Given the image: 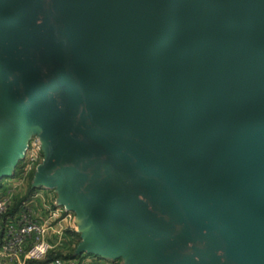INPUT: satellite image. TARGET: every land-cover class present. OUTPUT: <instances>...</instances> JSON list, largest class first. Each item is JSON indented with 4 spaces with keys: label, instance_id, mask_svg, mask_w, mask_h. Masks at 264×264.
I'll return each instance as SVG.
<instances>
[{
    "label": "water",
    "instance_id": "1",
    "mask_svg": "<svg viewBox=\"0 0 264 264\" xmlns=\"http://www.w3.org/2000/svg\"><path fill=\"white\" fill-rule=\"evenodd\" d=\"M1 2L33 45L0 51V179L40 134L79 252L264 264V0Z\"/></svg>",
    "mask_w": 264,
    "mask_h": 264
},
{
    "label": "built area",
    "instance_id": "2",
    "mask_svg": "<svg viewBox=\"0 0 264 264\" xmlns=\"http://www.w3.org/2000/svg\"><path fill=\"white\" fill-rule=\"evenodd\" d=\"M43 152V142L40 134H35L29 141L24 158L19 161L16 169L17 180L11 189L0 194V264L6 261L11 263H26L34 261L38 264H120L118 258H106L87 251L75 252L74 255L50 254L59 245L58 240L52 243L47 239L48 233L54 231L59 236L68 230V225L55 228L56 222L71 219V214L63 215L64 210L48 207V216L45 221L35 218L32 207L23 201L20 208L10 214L18 199L15 195L17 184L26 181L39 166ZM31 196H35L34 194Z\"/></svg>",
    "mask_w": 264,
    "mask_h": 264
},
{
    "label": "rangeland",
    "instance_id": "3",
    "mask_svg": "<svg viewBox=\"0 0 264 264\" xmlns=\"http://www.w3.org/2000/svg\"><path fill=\"white\" fill-rule=\"evenodd\" d=\"M9 0H2L1 2V9L6 7L8 4ZM4 37H11L13 39H32L33 37L31 36V34L28 32L25 23H20L19 25L16 26H2L0 27V38H4ZM32 43L29 42H0V51H5L6 53H8L12 58L18 60L20 59L22 56H24L32 47ZM0 86L4 87V86H8V84L4 81V77L2 75H0ZM2 155V149H1V144H0V158ZM54 156V150L53 149H48L47 152L45 153L44 156V152H42V156H41V161L44 159L46 161H48L49 159H51ZM16 174V173H15ZM15 174L12 175V177H15ZM10 177V176H9ZM7 178H3L1 180L2 183L7 182ZM40 182V178L36 175V174H31L30 176L27 177V180L25 181V186H26V190L25 193L23 194V196L18 197V202L16 205V208L19 209L22 202L26 201L27 199H29L30 201V197L31 195L36 193L37 189H44L41 188L40 186H37V184H39ZM56 186L60 187L61 183L60 182H55ZM12 186H9L8 189H11ZM56 189V187L54 188V190ZM31 194V195H30ZM30 207H35V208H39V209H44L43 205L41 203H35V199L29 203ZM53 208L58 209L61 208L64 210L63 215H67V214H71V219L72 222L74 224H78V219L80 218V216L82 215L84 209L81 205L77 204L74 200H70V199H65L64 203H55L52 205ZM68 207V209L66 208ZM69 231H72V228L68 227V234L70 233ZM76 231V230H74ZM77 232V231H76ZM71 235V234H69ZM74 235V234H72ZM74 238L77 242V245L80 243L81 241V234L78 232V234L74 235ZM47 239L49 241H52L51 239H49L47 237ZM62 248L64 247L63 245L61 246ZM70 253V252H67ZM102 256H105L106 258H111L113 256H118L119 257V261L120 263H126V264H133L132 263V258H131V253L130 251L124 250V251H108V252H102Z\"/></svg>",
    "mask_w": 264,
    "mask_h": 264
},
{
    "label": "crops",
    "instance_id": "4",
    "mask_svg": "<svg viewBox=\"0 0 264 264\" xmlns=\"http://www.w3.org/2000/svg\"><path fill=\"white\" fill-rule=\"evenodd\" d=\"M0 41H4V42H33L32 39L28 38V39H13L11 37H4L3 39L0 38ZM8 180L7 182H4L2 187L0 188V194H2L3 192H5L9 186H14V184L16 183V179L15 177H6ZM60 180V179H58ZM26 190V186H25V181L19 182L17 184V188L15 190V195L16 198L18 199V197L23 196V194L25 193ZM23 193V194H22ZM35 196H31L30 197V201L28 200L27 203L29 204L31 202V200L33 201L35 199V203H41L44 207V209H39V208H35L32 207L33 210V216L35 218H38L42 221H45L47 219L48 216V207L51 206L52 204L55 203L56 198L58 197V194L56 192V190L51 189V188H44V189H37L36 193L34 194ZM55 228H59L62 225H68L70 226V228H72V230H76L77 232H80L79 226L78 224H74L72 222V220L70 219H65L64 221H60V222H56L55 224ZM68 230H66L62 236H59L57 233H55L54 231H50L48 233V238L51 239L52 243H56L58 240L59 241V245H57V247L54 249V252H52L53 255L55 254H61V255H65V254H70V253H75L79 250V244L77 245V242L74 238L73 235H69ZM64 246L63 248L61 246ZM70 252V253H67ZM5 264H38L37 262L34 261H28L26 263H11L6 261Z\"/></svg>",
    "mask_w": 264,
    "mask_h": 264
},
{
    "label": "trees",
    "instance_id": "5",
    "mask_svg": "<svg viewBox=\"0 0 264 264\" xmlns=\"http://www.w3.org/2000/svg\"><path fill=\"white\" fill-rule=\"evenodd\" d=\"M32 174H35V172L34 173H32ZM3 179V178H2ZM2 179H0V188L2 187V185H3V183L1 182V180ZM31 195V194H30ZM17 205V204H16ZM18 209L16 208V206H15V208L12 210V211H10V214H13V213H15L16 211H17ZM70 233L69 234H74V235H76V234H78V232H76V231H74V230H72V231H69ZM73 235V236H74ZM69 255H74V253H70ZM51 257H53V254H50V258Z\"/></svg>",
    "mask_w": 264,
    "mask_h": 264
}]
</instances>
